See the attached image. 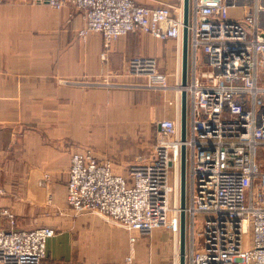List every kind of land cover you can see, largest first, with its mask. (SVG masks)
Listing matches in <instances>:
<instances>
[{"label":"built area","instance_id":"1","mask_svg":"<svg viewBox=\"0 0 264 264\" xmlns=\"http://www.w3.org/2000/svg\"><path fill=\"white\" fill-rule=\"evenodd\" d=\"M38 1L59 10L68 5L83 10L86 24L79 35L100 33L103 58L114 41L136 32L174 39L183 46L184 9L173 3ZM238 8L243 13L232 16L231 11ZM188 30L191 76L185 87L186 140H182L179 118L159 120L152 155L137 156L127 175L116 173L113 160L99 157L91 148L75 151L67 201L76 211L98 213L118 223L130 232L132 244L136 233H151L163 226H169L179 239L185 144L191 237L186 264H264V170L258 161L264 146V85L259 84L264 73V3L190 0ZM130 65L132 72L149 76V87H172L168 74L157 70L156 60L133 57ZM176 89L179 94L183 87L177 84ZM0 212L9 222L8 227H0V264H45L48 240L56 230L50 226L20 229L10 208ZM116 264L138 263L129 255ZM173 264H180L179 260Z\"/></svg>","mask_w":264,"mask_h":264},{"label":"crops","instance_id":"2","mask_svg":"<svg viewBox=\"0 0 264 264\" xmlns=\"http://www.w3.org/2000/svg\"><path fill=\"white\" fill-rule=\"evenodd\" d=\"M137 1H163L184 9L183 0ZM85 24L84 11L70 5L59 10L45 1L0 0V188L5 191L0 193V210L10 208L20 229L50 226L59 234L77 228L81 221L67 202L75 151L95 144L103 152L101 145L118 141L119 147V137L134 142L141 136L143 144L138 145L145 149L150 124L155 123L157 133L159 120L181 121L182 91L178 94L176 85L182 81V57L181 67H174V83L168 74L172 89L165 94L89 85L119 77L134 44L139 53L152 56L161 53V42L174 39L148 34L135 42L127 34L112 43L109 60H103L102 35L79 36ZM129 149L121 150L131 160H113L116 173L127 175L141 154L132 156ZM100 152L101 158L108 157ZM8 226L0 212V227ZM56 245L48 240L45 264H63Z\"/></svg>","mask_w":264,"mask_h":264},{"label":"rangeland","instance_id":"3","mask_svg":"<svg viewBox=\"0 0 264 264\" xmlns=\"http://www.w3.org/2000/svg\"><path fill=\"white\" fill-rule=\"evenodd\" d=\"M261 1L264 3V0ZM242 13V8L231 11L232 16H238ZM142 36L149 37L150 35H148V33L136 32L130 33L126 37H135L136 42L137 40L141 41ZM116 41H114L113 43H115ZM110 47L108 48L107 56L105 58L102 57L103 60L106 58L107 60H109L108 55ZM137 47L138 43L134 44L131 47V50L129 51L126 59L127 62L125 66L118 71L119 77H115L109 80H106L103 77L93 83H90L89 85L104 87L109 90L123 89L129 92L139 90L150 93L158 92L161 94H165L166 91L163 89H155L148 86L149 76L147 74H136L132 72L130 60L133 57H150L156 60L157 70L159 72L169 74L170 78H172L171 82H173L175 79L174 67H176V65L177 69L178 67H181L182 46H179V44L174 40L163 41L160 45L161 53L153 54L152 56L147 55L146 53H139L136 50ZM190 74L191 70L189 66L188 80H190ZM61 81L71 82L73 80L61 79ZM259 84L264 85L263 72L261 73V80L259 81ZM149 132H151V138L149 139L148 143L149 147L147 148V145L146 147H144L145 149H141L142 146L138 145V143L143 144V141L140 140L142 137L141 135L140 139L134 142L133 140L131 142L126 140L123 141L122 138L119 137V147L117 146L118 141H115L113 144L108 142L109 144H106V146L101 145L100 148L101 150H103V152H100L98 150L99 147H97L95 144H92L94 147L88 146L85 148L93 149L99 157L101 156L98 154V152L104 154L103 156H108L105 158L115 160L117 161V163L122 164L123 160H131L128 159V154L122 155L123 152L121 149L126 146L130 148V155L132 154V156L133 154H135V152H141V154H137V156L142 157V153L146 154L148 153V151L150 153L154 151V145L156 143L155 123L150 124ZM95 148L98 150V152L95 150ZM123 156L125 158H123ZM258 161L262 169L264 170V146H262L258 151ZM72 210L74 212V215H76L75 220L81 221L79 222L77 228L74 230L59 232V234L56 230V234L50 238L54 245L57 244L54 247L57 253L56 257L62 259L63 264H68L71 260L81 261L83 263L98 260L116 264L118 262H121L129 255L134 256V259L138 264H148L149 262H154L156 264H173V262L177 259L180 263V236L178 239L175 232L169 226L155 228L151 233L147 234L136 233L137 235H135L137 236V241L132 244L129 240L130 232L120 226L118 223L109 220L105 216H102L98 213L81 212L76 211L73 208ZM199 226L200 223L198 224V231H200ZM197 242L198 244L200 243V237H198ZM190 248L191 237L189 227H187V251Z\"/></svg>","mask_w":264,"mask_h":264},{"label":"water","instance_id":"4","mask_svg":"<svg viewBox=\"0 0 264 264\" xmlns=\"http://www.w3.org/2000/svg\"><path fill=\"white\" fill-rule=\"evenodd\" d=\"M184 6V29H183V46H182V81L183 87L181 95V136L185 141L187 138V114H188V100L187 91L184 87L188 84V71H189V15H190V0H183ZM181 218H180V264H186V251H187V162H186V145L183 144L181 150Z\"/></svg>","mask_w":264,"mask_h":264}]
</instances>
